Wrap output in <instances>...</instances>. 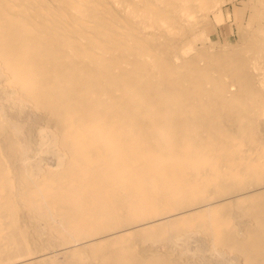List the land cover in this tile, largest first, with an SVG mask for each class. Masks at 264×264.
I'll use <instances>...</instances> for the list:
<instances>
[{
	"label": "bare ground",
	"instance_id": "6f19581e",
	"mask_svg": "<svg viewBox=\"0 0 264 264\" xmlns=\"http://www.w3.org/2000/svg\"><path fill=\"white\" fill-rule=\"evenodd\" d=\"M0 264H264V0H0Z\"/></svg>",
	"mask_w": 264,
	"mask_h": 264
},
{
	"label": "rangeland",
	"instance_id": "374dc122",
	"mask_svg": "<svg viewBox=\"0 0 264 264\" xmlns=\"http://www.w3.org/2000/svg\"><path fill=\"white\" fill-rule=\"evenodd\" d=\"M242 1H238V3L235 5V7H233L232 5H228L229 7H228V9L230 10V11H233V15H232V19H234V21H235V18H234V15H235V10H234V8H241L242 7ZM247 18H245V17H243V16H241V18H240V20H242L239 24H238V26H237V28H236V30L238 31V30H240V27H241V25H242V23L244 24L245 22H247V20H246ZM232 21H230V23H231ZM232 28H234L235 29V26L234 27H232Z\"/></svg>",
	"mask_w": 264,
	"mask_h": 264
}]
</instances>
